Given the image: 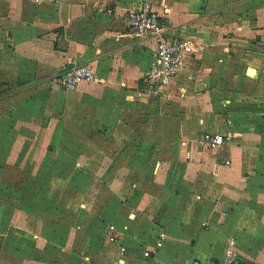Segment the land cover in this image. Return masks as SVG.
I'll use <instances>...</instances> for the list:
<instances>
[{
    "label": "crops",
    "instance_id": "obj_1",
    "mask_svg": "<svg viewBox=\"0 0 264 264\" xmlns=\"http://www.w3.org/2000/svg\"><path fill=\"white\" fill-rule=\"evenodd\" d=\"M142 1L0 0V264H218L228 249L264 263V244L242 224L264 217V0H150L169 35L205 45L158 98L140 93L156 38L126 30ZM69 61L90 65L96 79L61 88ZM206 131L233 137L208 149ZM38 153H55L66 174L44 177L52 184L40 191ZM68 153L78 184L88 168L94 197L108 201L107 240L87 256L36 247L45 241L37 232L58 228L37 215L62 198ZM18 160L25 177L10 180L4 169ZM18 182L27 191L6 190ZM230 210L236 227L222 217Z\"/></svg>",
    "mask_w": 264,
    "mask_h": 264
},
{
    "label": "rangeland",
    "instance_id": "obj_2",
    "mask_svg": "<svg viewBox=\"0 0 264 264\" xmlns=\"http://www.w3.org/2000/svg\"><path fill=\"white\" fill-rule=\"evenodd\" d=\"M200 146H202L201 143ZM68 154L69 161L71 160L70 163L73 169L67 175L68 184L64 186L62 198L59 200L51 201L50 199L45 201L51 203L53 208L55 207L53 214L37 215V219L40 220L41 223L44 224L45 222H48L54 227L58 228L56 231H50L48 233L37 232V235H44L43 239L45 241L42 243V245H37L36 247L40 249L41 253L43 254L46 252L47 254L57 253L55 252V249H66L69 252L77 251L80 252V254L87 256L92 251H94V248H96L95 245H97L99 241L104 242V240H107L106 233L101 226V218H104V215H102V207L108 201L102 199L100 196L97 198L94 197V192H96L98 188H94L92 182L93 178L89 175V172L87 171L88 168L84 172V183L78 184L75 173V162L78 161V157L74 153ZM38 156L42 157L43 159V164L36 170L37 184L35 187L37 191H40V188H45L46 184H52L51 182L45 183L44 177H47L48 179L46 180L49 181V179L55 175L60 176L62 174H66L62 173L57 167H55V165L57 166V164H59L57 155L55 153L51 155L49 154V156H45L44 153H38ZM20 164L23 166L22 161L18 160L15 162L16 168L13 166L8 168L6 167L4 169L5 176L10 178V180H18L21 177H25V174H23L24 169L22 170V174L18 173L17 168L21 167ZM18 183H16V185L12 183H6L5 188L10 192H13V190L15 192H18L19 190L27 191L26 185H20V183ZM20 186L23 188H20ZM54 191L57 192V189L55 188ZM36 204L38 208L42 209V204L40 201H36ZM224 216L226 223H230L232 227H236L241 223L237 218V214L232 210H230V212L226 215L223 212L222 217ZM214 220L215 222H218L220 221V218L217 217ZM242 224L246 225L248 231L252 229L253 233L257 234L256 241L258 244H264V217L259 219L254 216L249 219L248 222H242ZM61 225L63 229L62 227L59 228Z\"/></svg>",
    "mask_w": 264,
    "mask_h": 264
},
{
    "label": "built area",
    "instance_id": "obj_3",
    "mask_svg": "<svg viewBox=\"0 0 264 264\" xmlns=\"http://www.w3.org/2000/svg\"><path fill=\"white\" fill-rule=\"evenodd\" d=\"M32 3L53 2L55 0H27ZM102 12L112 13V8L101 7ZM165 13H169L167 7ZM126 30L128 33L139 37L152 36L156 38L157 47L154 60L146 70L140 81V93L148 98H158L167 95L166 88L171 83L178 69L182 67L188 56L196 55L202 51L205 45L199 40L185 36L176 37L168 34L166 25L162 21L161 13L156 10L150 0H143L136 7L128 10L126 18ZM63 72L56 77V83L65 90H75L84 81H92L95 73L90 65L68 62ZM230 133L206 131L200 138L202 146L215 148L232 139ZM233 245V241H230ZM122 250H125L122 247ZM156 252L146 251L145 256L149 257ZM190 264H202L195 259ZM218 264H244L238 257L237 252L228 249L225 256ZM264 264V263H261Z\"/></svg>",
    "mask_w": 264,
    "mask_h": 264
},
{
    "label": "bare ground",
    "instance_id": "obj_4",
    "mask_svg": "<svg viewBox=\"0 0 264 264\" xmlns=\"http://www.w3.org/2000/svg\"><path fill=\"white\" fill-rule=\"evenodd\" d=\"M255 73H256V71H255L254 69L251 68V69L249 70V74L254 75Z\"/></svg>",
    "mask_w": 264,
    "mask_h": 264
},
{
    "label": "water",
    "instance_id": "obj_5",
    "mask_svg": "<svg viewBox=\"0 0 264 264\" xmlns=\"http://www.w3.org/2000/svg\"><path fill=\"white\" fill-rule=\"evenodd\" d=\"M246 211L248 212V209H246Z\"/></svg>",
    "mask_w": 264,
    "mask_h": 264
}]
</instances>
